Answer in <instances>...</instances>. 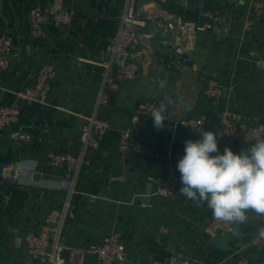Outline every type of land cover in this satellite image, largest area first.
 Segmentation results:
<instances>
[{
    "label": "crops",
    "instance_id": "crops-1",
    "mask_svg": "<svg viewBox=\"0 0 264 264\" xmlns=\"http://www.w3.org/2000/svg\"><path fill=\"white\" fill-rule=\"evenodd\" d=\"M50 1L0 0V35L10 34L14 40L10 66L0 73V105L16 101V91L34 83L42 64L56 67L48 103L19 102V122L0 129V264H39L24 236L38 230L52 208L63 210L66 205L61 242L81 247L119 232L127 256L121 264H169L173 252L190 258V264H231L238 258L264 264V244H251L264 230V217L249 212L245 222L236 224L235 235L208 236L204 227L211 209L182 195L180 180L172 196L154 193L167 162H178L184 142L197 140L179 122L181 116L192 117L181 101L209 119L205 131L217 134L221 154L225 147L238 153L255 142L222 136L216 120L223 109H231L249 122L264 123V70L256 64L264 56V11L246 27L253 4L264 6V0H191L188 5L177 0H137L138 9L164 18L171 28L187 19L206 24V15H227L235 19V34H221L211 25L193 32L183 54L171 50L172 56L155 51L154 41L148 46L142 38L134 47L139 78L123 81L106 104H98L97 94L125 0H65L73 21L55 25L46 19L43 32L33 34L31 9L46 7ZM204 7L220 10L211 13ZM213 80L223 85V92L228 86V93L218 99L205 96L203 87ZM146 99L165 103L173 116L167 115L163 129L146 122L143 149L121 154V130L137 102ZM94 112L108 121L109 128L100 137L101 145L90 151L91 163L82 167L70 193L62 186L66 171L54 167L48 153L76 152L84 115ZM14 171L18 172L15 182L10 180ZM86 264H97L96 256L89 254Z\"/></svg>",
    "mask_w": 264,
    "mask_h": 264
},
{
    "label": "built area",
    "instance_id": "built-area-1",
    "mask_svg": "<svg viewBox=\"0 0 264 264\" xmlns=\"http://www.w3.org/2000/svg\"><path fill=\"white\" fill-rule=\"evenodd\" d=\"M181 5H188L191 0H177ZM237 1V0H233ZM264 11V6L256 2L253 4L246 27L251 26ZM48 19L55 25H68L74 19L73 11L66 6L65 0H51L46 7H34L30 11L29 22L33 34L39 35L44 21ZM144 23L142 11L137 7V0H125L123 12L120 16L119 26L109 43L110 60L104 62L106 68L103 84L98 91V104H106L118 91L120 84L126 80H135L140 76V68L136 61L135 49L142 40L138 28ZM211 27L208 23H197L193 20H184L176 27L171 28L172 51L178 55L184 52V43L192 33ZM13 37L10 34L0 35V73L10 66V52L13 47ZM150 42H148V46ZM256 64L264 70V56L256 59ZM56 75V67L51 62H45L37 71L36 79L30 86L16 91V101L0 105V129L19 122L21 107L19 102L34 101L45 105L49 101L50 81ZM203 94L209 98L218 99L223 95V85L218 81H211L203 87ZM161 104L154 99L140 100L133 110L130 121L121 130L118 142V151L121 154L140 152L143 149L141 139L144 123L153 122L151 112ZM85 122L80 134V143L76 152L53 150L48 153L50 163L66 171L62 186L73 192L80 171L83 166L91 163L90 151L99 147L100 137L109 128L107 120L97 112L84 115ZM179 122L189 128V132L196 139L200 138V131H205L209 119L206 116L182 117ZM216 125L222 136L230 138L241 136L246 141L264 137V123H252L245 119L243 114L231 109L220 112ZM177 161L169 160L166 165L162 183L157 186L154 193L164 197L172 196L178 186L180 173L177 170ZM18 172L11 173L10 180L15 182ZM67 205L62 210L52 208L45 222L38 230L28 231L25 236L26 247L32 258L39 264H86L89 254L96 256L97 264H121L126 256L125 246L119 232L105 235L100 241L91 242L81 247H73L61 242L64 228ZM236 224L217 221L211 216L205 223L204 231L208 236L229 234L235 230ZM251 244H264V237L260 234L251 239ZM191 259L180 252H173L169 257V264H190ZM231 264H249L245 258L233 260Z\"/></svg>",
    "mask_w": 264,
    "mask_h": 264
},
{
    "label": "clouds",
    "instance_id": "clouds-1",
    "mask_svg": "<svg viewBox=\"0 0 264 264\" xmlns=\"http://www.w3.org/2000/svg\"><path fill=\"white\" fill-rule=\"evenodd\" d=\"M166 113L164 104L151 112L156 129L166 127ZM184 145L176 166L182 195L197 206L206 203L215 220L228 224L245 222L249 212L264 217V138L247 150L237 153L225 147L221 154L217 134L201 130L199 139ZM260 235L264 237V230Z\"/></svg>",
    "mask_w": 264,
    "mask_h": 264
},
{
    "label": "water",
    "instance_id": "water-1",
    "mask_svg": "<svg viewBox=\"0 0 264 264\" xmlns=\"http://www.w3.org/2000/svg\"><path fill=\"white\" fill-rule=\"evenodd\" d=\"M204 10L215 12L219 11V8H207L204 7ZM144 23L139 26L138 30L142 34V37L146 39L148 42L154 41L153 46L155 51H159L162 53H167L172 56L171 53V45H172V34L170 32V25L168 23H164V18L162 17H151L148 16L146 10L142 11ZM234 20V21H232ZM228 17L225 15L224 17H216L213 14L206 15L204 21L208 24L213 25V29L216 32L221 34H235V19ZM228 24L230 25L228 28ZM225 37V36H224ZM228 86L224 87V92L228 93ZM232 93V92H231ZM56 104V102H53ZM180 106L185 111H191L192 117H198L200 114L194 110V106H191L188 102L181 101ZM168 115L173 116L172 108H168ZM181 116L180 118H182ZM179 118V119H180ZM146 123H144L145 125ZM125 175H127V167H125ZM151 188L149 187L146 191V196H150ZM148 199V198H147Z\"/></svg>",
    "mask_w": 264,
    "mask_h": 264
}]
</instances>
